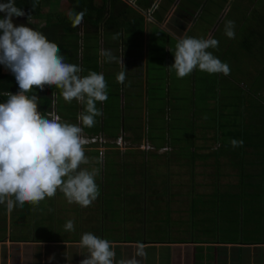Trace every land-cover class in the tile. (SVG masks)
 <instances>
[{
    "label": "crops",
    "instance_id": "0c3cea01",
    "mask_svg": "<svg viewBox=\"0 0 264 264\" xmlns=\"http://www.w3.org/2000/svg\"><path fill=\"white\" fill-rule=\"evenodd\" d=\"M119 1L125 8L114 12L116 26L99 27L97 35L80 28L74 40L61 30L53 34L47 30L43 38L53 36L54 46L18 40L27 46L17 47L15 54L39 50L27 59L25 68L19 67V73H13L11 57V76L0 79V92L7 101L0 103V264H264V240L243 237L250 214L259 215L260 208L251 201L248 209L238 207L239 201L234 210L224 207L231 196L254 195L253 188L246 189V194L229 190L230 185L239 186L241 173L247 174L249 182L248 176L264 185V147L258 146V152L241 150L233 156H240L241 162H236L227 158H233L238 142L204 144L212 140L211 129L220 122L218 118L215 125L195 124V114H190L195 83L184 87L192 93L184 95L190 100V111L180 123L192 116L187 150L199 168L193 167V176L188 178L195 179L194 183L181 190L193 185L192 195L202 191L199 194L214 199L211 207H202L201 217L195 216L190 200L182 220L193 226L223 219L227 229L233 221L237 224L232 217L236 216L238 227L227 230L229 236L201 239L174 241L172 226L165 229L169 235L163 238H130L136 228L156 227L148 216L156 210L149 209L153 163L162 162L165 172L157 173L168 181V193L178 183L170 180L174 174L171 161L176 156L182 164L178 145H184L180 137L171 138L174 129L178 133L183 126L176 122L182 112L174 103L172 43L186 41L198 16L215 0ZM233 1L224 0V4ZM217 12L222 16L224 10ZM218 25L210 26L202 43L213 40ZM174 35H182L181 40ZM208 45L200 52L204 54ZM217 52L224 61L225 50ZM215 57L209 59L215 63ZM106 83L111 86L103 91ZM97 110L99 116L94 119L91 115ZM94 137L101 138L102 144L76 140ZM99 147L105 149L102 165ZM114 152L121 162L129 152L136 154L131 157L143 165L129 182L119 173L105 172L107 156ZM244 164L249 168L243 169ZM99 167L100 172H95ZM106 194L118 195L121 203L106 200ZM170 196L169 207L184 206ZM136 213H141L142 222ZM251 224L249 233L257 229ZM21 229L28 230L26 238L20 237Z\"/></svg>",
    "mask_w": 264,
    "mask_h": 264
},
{
    "label": "rangeland",
    "instance_id": "374dc122",
    "mask_svg": "<svg viewBox=\"0 0 264 264\" xmlns=\"http://www.w3.org/2000/svg\"><path fill=\"white\" fill-rule=\"evenodd\" d=\"M80 1V0H78ZM85 1V0H83ZM228 1V0H227ZM76 3V2H75ZM74 3V0L67 1V6L63 8L62 6L65 4V1L63 0H53L52 2L46 4L43 3L42 8L43 10L48 14V17L50 19L51 24H55L56 22H60L65 20L66 23L71 20L72 16H76L77 10L80 8L77 4ZM56 4V5H55ZM224 10L222 16L221 13H218L217 11ZM69 11V12H68ZM0 15H4V18L6 20V23L9 25H12L14 29L19 30V27L24 26V16H18L13 17L7 14L5 12L3 6L0 4ZM51 15V17H50ZM71 16V17H70ZM214 16V18H213ZM31 23L37 28H42L43 21L42 19H32ZM219 23L218 25L219 29L215 32L213 40L210 43H207V39H205L202 43V40L204 39L207 30L210 28L211 25ZM51 27V26H50ZM178 40H181V36L174 35ZM233 41V42H232ZM203 44V47L201 46ZM209 44V45H208ZM7 45H9V48L6 49ZM27 46L26 43L19 42V41H12L9 39H6L5 41L0 42V54L2 55L4 52L12 53L13 55L16 52V49L18 47L19 50L23 49V46ZM208 45L206 50L204 51L205 56H203V52L200 50H204L205 46ZM173 46V88L177 89L178 86L174 85V83H179L181 80L182 85L189 86L193 83L197 84V88L194 91L196 94L195 97V105L193 106L194 111L190 112V114H195L194 121L196 125L204 126V125H215L218 123L208 122L207 119L210 118L209 116L203 117L202 113H205V109L200 104V99L203 98L206 95H210L205 90L206 88H211L212 86H215V89L218 91L219 95H221L222 100H217L216 103L220 104V109L218 112L225 111L226 113L229 112V110L225 109L224 106L227 104H235L238 100H229L232 99L235 95L233 92H231L230 87H227L229 85V79L227 77H224L223 75H226V73L222 72L221 69L215 71V66H220L221 61L219 59V54L217 51L221 50V53L224 52L225 56H228L231 58V63H227L228 67H225V70L228 72H232L233 75H236L234 77H241L245 78L246 83L247 80L252 82L257 80L258 83V90L264 94V0H235L233 2H230V4L226 5L224 4V0H215V2L211 3L210 5H207L206 13L202 12L198 18L195 21L194 29L192 30L191 34L189 35L188 39L180 44H174ZM193 46H196V50H194ZM200 49V50H199ZM251 51L254 56H250L248 58V52ZM17 53V52H16ZM11 54V55H12ZM10 55V56H11ZM200 55V56H199ZM215 55L216 57L213 59H217L215 63L213 60H210V56ZM219 60V61H218ZM240 65L242 67V70L237 72V66ZM258 73V74H256ZM260 73V74H259ZM248 77H247V76ZM257 75H260V78L255 79ZM176 76V79H175ZM233 77V76H232ZM247 77V78H246ZM257 78V77H256ZM227 80L226 83H223ZM175 81V82H174ZM237 85L240 86L241 89H245V84H240L237 81H235ZM204 84V85H203ZM219 84V86H216ZM111 86V84L109 83ZM109 85L106 83L104 85L103 91L106 89H109ZM219 88V90H218ZM222 88L225 89V92H222ZM227 88H229L227 90ZM257 89V88H256ZM230 90V91H229ZM248 90H245L247 92ZM180 95H186L188 93H192L191 91H187L183 88V86L179 87ZM182 92V93H181ZM106 94L105 92H103ZM189 94V95H190ZM235 94L239 97L240 94L244 97V93L242 90H236ZM177 93H174V98L177 97ZM109 96L111 94L109 93ZM100 98V94H99ZM211 98V95L208 99ZM258 96L254 93L253 94V100L252 103H256L258 109H259V101ZM113 100V98H112ZM188 104L189 101L183 102L182 104ZM207 103L206 109H217L218 106L215 102H205ZM101 101L98 102V107L100 106ZM227 108L228 105L226 106ZM204 109V110H202ZM232 110L238 111L239 109L234 107L230 108ZM257 109V108H254ZM210 111V110H209ZM245 111V110H244ZM212 113V111H210ZM209 113V112H208ZM243 113V112H242ZM207 114V113H206ZM214 114V112H213ZM231 114V113H230ZM117 114H112L109 116H115ZM94 119L96 116H99V110H97L96 114L91 115ZM213 116V115H211ZM192 117V116H191ZM191 117L189 119L191 120ZM240 117V116H239ZM236 117L237 122L235 128L233 127V124L235 125V122L226 124L224 128H222V120L223 118H219V125L218 128H212L210 134L212 136V140H208L207 142H204V144L213 143V142H224L225 136L223 137V134H228L229 132H234L236 129H240L242 124V118ZM111 118V117H110ZM230 120V117H225ZM108 119V117H107ZM190 120L183 121L180 123L182 126L183 132H179L177 134L180 135V140L184 145H181L179 143V148L182 153L181 157V163L178 164V158L175 156L174 159L171 161L172 163V169L174 171L173 176L170 180L174 179V192L168 193L169 190L168 187V181L163 180L164 178L161 174L157 173H164L165 170H163L164 167L162 162H154L153 163V174L155 175L152 180H149L150 187H148L149 192H154L152 194V199L150 198L151 202H154L157 206H154L151 202L149 204V209H156L153 212H149L148 216L149 218H153V221L155 223V228H151L150 226H147L145 228H136L133 237L130 238H145L149 236L153 237H166L169 235L168 231L165 230L167 227H173L174 228V241H178V239L181 240H191L193 237L195 239H201L203 237L208 236H214V235H221V236H229V233L227 229L224 227L226 224L222 223H215V222H195L194 225L191 226L187 223V221L182 220V218H185V215L187 214V206L190 199H195L196 201L199 200V202H205L204 200L208 201V204L213 203L214 197L209 196L207 199L200 197L198 195L202 191H195V194L189 195L190 198H187V194L189 193L188 189H185L184 191L181 190L185 184L188 183V178H191L193 176L194 170H198V166H195L193 164V157L194 155H189V151L187 150L190 145L188 144V138L191 140L192 133L190 129H193L190 123ZM239 120V121H238ZM193 121V120H192ZM203 129V128H199ZM178 135V138H179ZM227 136V135H226ZM241 149L239 147L233 148V156H236ZM99 163L102 165L104 161H106L105 155H103V152H100L98 155ZM232 159V161L241 162L240 156L233 157V158H227ZM108 160L107 157V162ZM113 161V159H112ZM111 163V161H110ZM105 164V163H104ZM113 165H107V168L105 172L109 171L110 174H113V171H111ZM118 166V164L116 165ZM194 167V170H192ZM196 167V168H195ZM244 168H249L247 165ZM242 170V169H241ZM100 172V167L95 169V172ZM201 171V170H200ZM159 175V176H158ZM199 178V174L196 175ZM237 183H239V186L236 188L229 186V190L235 189L236 192L240 191L241 194H246V189H252L254 190V195H236V197L228 198V200L225 202L224 207L226 210H234L235 207H237V201H239V206H242L243 208L246 207L247 209L250 207L247 205V202L251 201L255 206L260 208L259 215L257 214H250L249 220H251L252 223H254L253 228L257 229H251L252 232H247L248 228H252V224L249 221V224L247 228H244L246 231L244 232L243 237L251 238V239H260L264 240V185H261V183L253 180V177L248 176L249 179L252 180V183L247 180V174L239 175ZM206 176L203 178V181H206ZM257 180V177H256ZM192 181V180H190ZM152 185H155L157 188L156 190L152 189ZM181 185V186H178ZM250 192V191H249ZM179 193H185L186 195L183 197H179ZM171 194H176L175 199L184 198L182 201L177 202L179 204H182L184 206H179L174 209V204H172L171 207L168 206V197H171ZM192 194V193H190ZM106 200L113 202L114 204H120L121 200L118 195H105ZM174 198V196H173ZM188 199V200H187ZM198 206V205H197ZM195 213L197 216L201 217V207L194 208ZM114 217L118 216V211L114 212ZM176 214V216L174 215ZM141 214V213H140ZM140 214L136 213V216L139 219V222H142V217H140ZM108 215H112L110 212H108ZM135 216V217H136ZM245 216V213H244ZM233 220L237 224L234 223V221L227 225V228L233 229L235 227H238V220L236 221V216H232ZM238 217V216H237ZM202 221V220H201ZM160 230V232H158ZM163 230H165L163 232ZM249 230V229H248ZM163 232V233H162ZM28 236V230L27 229H21L20 230V237L26 238ZM120 260V258H117V262Z\"/></svg>",
    "mask_w": 264,
    "mask_h": 264
},
{
    "label": "trees",
    "instance_id": "16d2710c",
    "mask_svg": "<svg viewBox=\"0 0 264 264\" xmlns=\"http://www.w3.org/2000/svg\"><path fill=\"white\" fill-rule=\"evenodd\" d=\"M53 0H0V4L3 6L5 12H7L8 15L13 16V17H18V16H24V26L19 27V30L12 28V25H9L6 23V20L4 18V15H0V42L5 41V39H10V40H16V41H37V46L42 45V43L45 45L47 44V46H54L56 43L55 39L52 37L48 38L47 36H45L43 38V36L48 32L52 33L53 32H58V30H61L63 33L65 34H69L68 39H74L75 34L77 33L78 30H80V28L84 29L83 31L86 32V30H91L93 34L97 35L98 34V28L99 27H103L106 28V25H108L109 27H115L117 21H114V12H121L122 11V7H124V5L119 1V0H74V3L77 4L80 8L77 10L76 12V16H70L71 20L68 21V23L65 22V20L60 21V22H56L54 25L51 24L49 21L51 18L48 17V15L45 13V11L42 8L43 3H50ZM65 1V4L62 6L63 8H65L67 6V1L70 0H63ZM56 5V4H55ZM69 12V11H68ZM128 12L126 9H124V13ZM45 17V19H43ZM51 17V15H50ZM42 19L44 22V26L42 28H36L32 23V19ZM110 18V19H109ZM119 25V23H118ZM51 26V27H50ZM87 34V33H86ZM41 39V40H40ZM61 39V38H59ZM75 40V39H74ZM233 42V41H232ZM9 48V45H7L6 49ZM37 49H33L30 50L28 52H24V53H19V54H14L12 56L13 58V73H19L21 71H18L19 67H23L25 68L28 65L27 59L30 57H33V54ZM248 53V58H250V56H254V54L251 53V51H247ZM10 53L4 52L2 55L0 54V69H1V76L0 79L1 81L5 80L6 78L11 76V71H10V58H9ZM250 55V56H249ZM225 60L221 61V65L219 66V70L221 69L222 72L226 73V75H223L224 77L230 78L229 79V85L227 87H230L232 89L231 92H233V94L235 95L234 97H232V99L229 100H238L235 104H227L229 108H227L226 106H224V108L227 110H229L228 113H226L225 111L223 112H218L220 109V104H217L216 101L217 100H222L221 95H219L218 91L215 89V86H212L211 88H206L205 90L207 91L208 94L211 95V98H209L210 95H206L203 98L200 99V104L202 105V107L206 110L205 113L203 114V117L209 116L210 118L207 119L210 122H213L214 120H218V118H223L224 121H227L226 124H230L235 122V125L233 124V127L235 128V126L237 125V119L236 117H241L242 118V124L240 129H236L234 132H229L228 134H223V137L225 136L224 139V143L226 145L231 144L232 142H238V144L235 143V145H239L240 149L242 151H250L251 148L255 149L258 152V146L264 147V94H262L259 90H258V81H248V83H246L245 78H239V77H234L236 75H233L232 72H228L225 70V67L227 66V63H231V58H229L228 56H225L224 58ZM264 64V61H263ZM237 72L242 70V67L240 65H238L237 67ZM218 70V72H219ZM217 72V69L215 70ZM258 74V73H256ZM260 74V73H259ZM233 76V77H232ZM247 76V75H246ZM249 76V75H248ZM247 76V77H248ZM246 77V78H247ZM257 77V78H256ZM256 77H254L255 79L260 78V75H257ZM176 79V76H175ZM235 81H237L238 83L240 82V84H245L244 87L245 89H241L239 85H237L235 83ZM175 82V81H174ZM227 80L223 83H226ZM178 86L177 89L173 88L174 93H177V97L174 98V103L176 102V106L175 108H180L181 109V115L178 116V119L176 120V122L179 123L181 122V118L183 117H187L189 114V107L187 106V104H182L183 102H187L190 101L189 99H187L186 96L184 95H180L179 92V87L182 86L181 84V80L179 83H174ZM204 85V84H203ZM186 86V85H185ZM183 85V88L185 87ZM216 86H219V84H217ZM220 88V86H219ZM218 88V90H219ZM257 88V89H256ZM229 88H227L228 90ZM23 90V85L21 86V91ZM229 90V91H230ZM238 90H242V92L244 93V97L242 96V94L239 95V97L235 94V91ZM245 90H248L247 92H245ZM225 92V89L222 88V92ZM223 92V93H224ZM256 94L259 98V109L256 105V103H252L250 105V103L253 100V94ZM215 102L218 106L216 107L217 109H215V114H217V117H215L213 115V110L214 109H206L207 103L205 102ZM5 103L6 98H4L2 92H0V103ZM48 105V104H47ZM46 105V106H47ZM234 105L236 106L237 109H239L238 111L236 110H232L230 108L234 107ZM257 108V109H254ZM202 109V110H204ZM212 111V113L210 111ZM245 110V111H244ZM209 112V113H208ZM243 112V113H242ZM207 113V114H206ZM231 113V114H230ZM213 115V116H211ZM225 117H230L231 119L235 120H230L227 119ZM239 117V119H240ZM239 121V120H238ZM219 123V122H218ZM226 124L222 123V128H224L226 126ZM205 127V125H204ZM179 133V132H178ZM181 133V132H180ZM179 134L176 133V130L174 129V132L172 133L171 138L174 137V139H177ZM227 135V136H226ZM163 140L165 138V135H161ZM180 137V135H179ZM138 137H135V140H137ZM155 137L150 138V140H153ZM188 140H190L188 138ZM153 142V141H151ZM232 150V148H228L227 150ZM152 150H154V147L152 148ZM151 150V151H152ZM155 150H159L156 149ZM150 150H147L146 152H148ZM251 152V151H250ZM113 156H107L108 161L107 165H113L112 166V170L113 174H118L121 177L122 180L126 182H129L130 180V176L132 174H136L137 172V168H143V165L139 162H137L133 157L131 156H135L134 154L130 153L126 155V158L123 162L119 161L118 159V153L114 152ZM113 159V161H112ZM118 164V166H116ZM249 165V163H247ZM247 164H244L247 165ZM202 166V164H201ZM159 176V175H158ZM192 181L188 180L189 184H193L195 179H191ZM192 187L193 185H189L187 186L185 189L189 190V193L187 194V198H190L189 195H192L190 193H192ZM183 189V191L185 190ZM185 193H179V197H183L186 195ZM175 195L174 194V202L176 201L175 199ZM200 195V197L203 198H208L209 196L206 195ZM180 200L184 199V198H179ZM192 200V207L196 208V207H204V206H210V204H208L207 200H204L205 202L203 203L202 201L199 202L196 201L195 199H190ZM198 205V206H197ZM203 205V206H202ZM197 216V215H195ZM193 220V219H192ZM223 219H221L222 223ZM194 225V224H193ZM231 229V228H230ZM227 228V230H230Z\"/></svg>",
    "mask_w": 264,
    "mask_h": 264
},
{
    "label": "clouds",
    "instance_id": "9594fccd",
    "mask_svg": "<svg viewBox=\"0 0 264 264\" xmlns=\"http://www.w3.org/2000/svg\"><path fill=\"white\" fill-rule=\"evenodd\" d=\"M6 40V39H5ZM10 40V39H9ZM12 41H16V40H12ZM95 138V137H94ZM89 139H91V138H87V139H76L77 141H79L78 142V144L80 143V144H93L94 142H88L87 140H89ZM96 139H97V142H95V143H99V144H102V141H98V139H101V138H99V137H96ZM100 149V147L98 148V150Z\"/></svg>",
    "mask_w": 264,
    "mask_h": 264
},
{
    "label": "built area",
    "instance_id": "2783aa9c",
    "mask_svg": "<svg viewBox=\"0 0 264 264\" xmlns=\"http://www.w3.org/2000/svg\"><path fill=\"white\" fill-rule=\"evenodd\" d=\"M88 142H97V139H96V137L95 138H91V139H89V140H87ZM98 141H102V139H98ZM105 149H103V148H100L99 149V152H103Z\"/></svg>",
    "mask_w": 264,
    "mask_h": 264
},
{
    "label": "bare ground",
    "instance_id": "6f19581e",
    "mask_svg": "<svg viewBox=\"0 0 264 264\" xmlns=\"http://www.w3.org/2000/svg\"><path fill=\"white\" fill-rule=\"evenodd\" d=\"M12 53H10V55H11ZM10 55H9V58H10Z\"/></svg>",
    "mask_w": 264,
    "mask_h": 264
},
{
    "label": "water",
    "instance_id": "95a60500",
    "mask_svg": "<svg viewBox=\"0 0 264 264\" xmlns=\"http://www.w3.org/2000/svg\"><path fill=\"white\" fill-rule=\"evenodd\" d=\"M12 55H13V54H12ZM12 55L10 56V59H11Z\"/></svg>",
    "mask_w": 264,
    "mask_h": 264
}]
</instances>
